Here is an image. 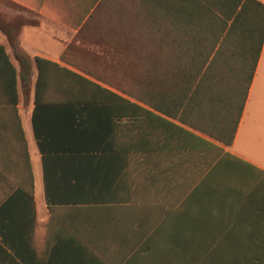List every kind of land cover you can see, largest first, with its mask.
I'll return each instance as SVG.
<instances>
[{
	"label": "trees",
	"instance_id": "1",
	"mask_svg": "<svg viewBox=\"0 0 264 264\" xmlns=\"http://www.w3.org/2000/svg\"><path fill=\"white\" fill-rule=\"evenodd\" d=\"M0 3L39 17L11 0ZM103 18L108 22L99 23ZM40 23L39 18H0V31L6 39L5 44L0 43V109H11V117L16 119L11 134L19 136L24 145L27 185L20 192L25 198L34 199V177L17 106L21 103L27 107L31 101L35 108L97 110L92 112L98 114L97 121H79L74 116L71 131L95 147L107 131L115 154L138 153L144 156L142 164L149 170L161 167L158 162L166 153V137L194 136L220 154L217 182L226 181L225 169L233 171L235 183L243 178L260 182L257 177L264 176V171L213 142L224 147L234 143L264 45V3L101 0L63 52L61 62L65 66L36 57L35 78L33 63L19 48L18 39L24 27H38ZM104 106L121 108L111 109L108 128L99 116L103 113L100 109H85ZM125 118L128 122L119 124ZM34 133L43 152V138L35 125ZM85 158L80 171L64 173L71 189L51 191L46 182L45 197L51 213L95 249L72 220L83 208L98 209L102 198L98 191L77 189L90 180L96 185L103 174L104 163L97 155ZM77 160L82 159L69 156L57 162L75 165L81 162ZM44 177L47 181V172ZM57 210L67 211L60 214ZM0 253L7 263L15 262L1 246Z\"/></svg>",
	"mask_w": 264,
	"mask_h": 264
},
{
	"label": "crops",
	"instance_id": "2",
	"mask_svg": "<svg viewBox=\"0 0 264 264\" xmlns=\"http://www.w3.org/2000/svg\"><path fill=\"white\" fill-rule=\"evenodd\" d=\"M11 1L40 18V26L24 27L18 39L19 48L33 63L36 78L34 59L64 65L63 52L101 0ZM263 58L264 45L233 145L213 142L262 171L264 156L241 148L239 141H250L257 132L260 139L264 137L263 111L257 115L248 106ZM17 109L32 164L34 199L20 192L27 185L24 145L19 136L11 134L16 125L11 109L1 108L0 246L15 262L7 263L0 253V264H108V260L114 264H264V176L257 177L260 182L243 178L235 183L233 171L225 169L226 181L217 182L221 156L194 136L166 137V153L158 162L161 167L152 171L144 167V156L138 153L115 154L107 131L96 147L71 131L74 116L79 121H97L98 114L92 113L97 110L35 108L33 101L27 107L20 103ZM85 109H100L99 116L108 128L111 109L121 108ZM126 122L127 118L119 124ZM34 125L43 138V152ZM129 135L132 140V133ZM90 154L103 161V174L96 185L90 180L77 189L98 191L102 198L98 209L83 208L72 220L95 249L51 213L45 197L46 182L51 191L71 189L64 173L80 171ZM69 156L82 160L75 165L57 162ZM57 211L64 214L67 210Z\"/></svg>",
	"mask_w": 264,
	"mask_h": 264
},
{
	"label": "rangeland",
	"instance_id": "3",
	"mask_svg": "<svg viewBox=\"0 0 264 264\" xmlns=\"http://www.w3.org/2000/svg\"><path fill=\"white\" fill-rule=\"evenodd\" d=\"M16 17H22L29 20L38 19V17H35L32 14L14 10L0 3V18L6 20H12L15 19ZM0 43L2 44L6 43L5 35L1 31H0ZM248 106H251V110L257 113V115H259V113L263 111L261 113L263 114L264 117V109L259 108V106L262 107L264 106V58L261 63L260 70L255 77V82L253 84V89H252L251 97L249 99ZM239 146L241 148L251 151L252 153H255L258 156H264V137L260 139L258 132L255 134V136L252 139H250V141L248 139L247 140L241 139L239 141Z\"/></svg>",
	"mask_w": 264,
	"mask_h": 264
}]
</instances>
